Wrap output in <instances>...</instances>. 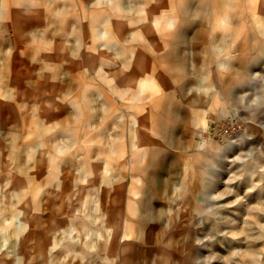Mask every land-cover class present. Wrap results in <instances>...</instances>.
Wrapping results in <instances>:
<instances>
[{
	"label": "rangeland",
	"instance_id": "1",
	"mask_svg": "<svg viewBox=\"0 0 264 264\" xmlns=\"http://www.w3.org/2000/svg\"><path fill=\"white\" fill-rule=\"evenodd\" d=\"M244 2L0 0V264H123L150 171L218 196L181 252L145 238L153 260L264 264V51L243 36L264 0ZM166 194L144 222L186 224L195 203Z\"/></svg>",
	"mask_w": 264,
	"mask_h": 264
},
{
	"label": "bare ground",
	"instance_id": "2",
	"mask_svg": "<svg viewBox=\"0 0 264 264\" xmlns=\"http://www.w3.org/2000/svg\"><path fill=\"white\" fill-rule=\"evenodd\" d=\"M176 1V0H175ZM250 2H255V0H245L244 4L246 5V7L248 6V3ZM178 4V3H177ZM177 7V6H175ZM245 7V8H246ZM253 8L255 9L253 11V14L250 16V18L248 19L249 22H251L252 24V30L250 31H247L243 36H244V39H245V43L248 45V44H251L252 46H255L256 49L260 50L261 51H264V11H261L259 5H255L253 6ZM187 9V8H186ZM240 11V10H239ZM179 14V13H177ZM242 14V13H241ZM239 24V23H238ZM198 27V26H196ZM248 27V26H247ZM177 30V29H176ZM199 31V30H198ZM182 32L181 31H177V33L175 34L176 37V40L177 41H180L178 40L177 38L180 36ZM198 33V32H197ZM174 34V33H173ZM192 34V33H191ZM171 35V34H170ZM193 37V36H192ZM167 38V37H166ZM222 40V39H220ZM219 41V40H218ZM176 44V43H175ZM174 44V45H175ZM203 44V43H202ZM236 51V50H235ZM241 51V50H240ZM264 53V52H263ZM179 53L176 52V62H175V68L177 69H182V65H180L181 63V58H179ZM183 62V60H182ZM241 62V61H240ZM241 66V65H240ZM180 67V68H179ZM236 67V66H235ZM241 67H244V64L243 66ZM262 70V69H261ZM260 72V71H259ZM259 76V74H258ZM229 80V77L228 79ZM256 80V79H255ZM263 81V79H262ZM262 83V82H261ZM252 84V83H251ZM239 85V84H238ZM253 85V84H252ZM207 86L209 87V85L207 84ZM258 86V85H257ZM240 89L243 88L241 86H239ZM248 87V86H245V88ZM254 87V86H253ZM260 87V86H259ZM258 87V88H259ZM264 87V86H263ZM262 87V88H263ZM236 88V87H235ZM245 88L243 90H245ZM239 89V88H238ZM254 89V88H253ZM257 89V88H256ZM261 94V93H260ZM257 99V98H256ZM264 100V99H263ZM155 101V100H154ZM256 102V101H255ZM260 102V101H259ZM230 103V102H229ZM247 103V102H246ZM258 103V102H257ZM157 104V103H156ZM224 104V103H223ZM226 104V103H225ZM251 104V103H250ZM229 106V105H228ZM177 107V106H176ZM230 107V106H229ZM228 107V108H229ZM156 108V107H155ZM235 108V107H234ZM239 108V107H238ZM161 110V109H160ZM159 110V111H160ZM231 111V110H230ZM236 111V110H235ZM257 111V110H256ZM221 113V112H220ZM234 113V112H233ZM232 113V114H233ZM238 113V111H237ZM244 114H247L244 112ZM254 114V113H253ZM226 116V115H225ZM247 117V116H246ZM251 117V116H250ZM252 119H250V123L248 125V128L252 131L254 129H256V125L251 121ZM247 129V128H246ZM249 131V130H247ZM238 132V131H237ZM244 133V132H243ZM168 134V133H166ZM159 135V134H158ZM157 135V136H158ZM160 137V136H159ZM166 137V136H165ZM253 137V136H252ZM168 138V137H167ZM214 138V136H213ZM256 138V137H255ZM225 139V138H224ZM254 140V139H253ZM238 141V140H237ZM257 141V140H255ZM261 141V140H260ZM224 142V141H223ZM246 142V141H245ZM250 143V142H249ZM252 143V141H251ZM250 143V144H251ZM255 143V142H254ZM258 143V142H257ZM237 144V143H236ZM243 145V144H242ZM214 147V150L217 149L218 147L221 148L222 150H228L229 148V144H224V143H213L212 145ZM234 146V145H233ZM239 147V146H238ZM231 148V147H230ZM244 149V147H242ZM241 148V149H242ZM249 148V147H248ZM214 150L213 153H214ZM216 153V151H215ZM220 153V152H219ZM209 156V155H208ZM255 156V155H254ZM253 156V157H254ZM217 157V156H216ZM234 159V158H233ZM236 161V159L234 160ZM211 164V163H210ZM206 167H208V164H205ZM221 171V170H220ZM139 173V172H138ZM220 176V174H219ZM146 177H149L150 178V185L149 186H146V184L144 186H137L136 190L138 193H141V196L140 198H136V203H135V206H133V208L130 210L132 211V213L135 215V220L136 222L135 223H128L127 227L128 229L131 230L132 233V236H133V239L132 241L134 242L133 244H130L129 242H125V244L123 245V248L121 250V254L124 252V259L122 260L123 261V264H166L169 260H173L172 261V264H192V261H193V257L191 255H187V254H184L182 256H174V257H171L170 254H169V249L167 247H163L164 249H162L161 253H165L164 254V257L162 260H153L151 258V250L153 249L152 246H144L142 245L143 243V240L145 238H148V242H150V237L154 236L153 233H156V237L155 238H159L161 241L163 240H166L169 238V235H170V240H173L175 238V240L172 241V245H174V249L176 250H179V252H181V247H182V241L180 239V235L181 234H185L186 237H191L193 234L192 231V226L191 224L194 222L193 218L194 216H196L197 214H201V215H207L208 214V211H213L215 210V207L217 206L216 203H217V199H218V196L214 193L213 191V186H209L210 183H212L211 180L209 179H205L204 180V186L202 188L199 189V193L197 194V202H195L194 200V197L193 195H191L189 193V190H190V187L189 186H164L166 192L170 189L173 190L174 194H175V197H179L180 195L185 199V205L188 207H191L192 205H194L195 203V206L197 207L198 210L195 211V213H193L191 210H190V219L188 220V222H185L186 224H179L178 222H176L175 224H171L168 226V225H165L163 226L164 224L160 225V226H154L153 224L151 225H148L146 222H144L145 219L147 218H151V220H153V218L155 217L156 215V212H155V207L153 205V194H155V192H158L160 193V196H165L167 195L165 191H163V188L160 189V186H155L156 185V176H154V173L152 171H150L148 173V175ZM218 177V176H217ZM214 181H217L216 178L213 179ZM215 184V183H214ZM191 187H194V186H191ZM160 189V190H159ZM152 190H154L155 192H152ZM173 195V194H172ZM162 198V197H161ZM262 202V201H261ZM257 205V204H256ZM262 205V204H261ZM255 206L254 204H252V207L254 209ZM164 207V206H163ZM159 208V207H158ZM162 209V208H161ZM217 209V208H216ZM159 210V209H158ZM163 210V209H162ZM260 210V208H259ZM255 211V210H253ZM173 212V211H172ZM171 212V213H172ZM214 212V211H213ZM251 212V211H250ZM259 212V211H258ZM159 215L161 214V212H158ZM163 213V212H162ZM168 213V212H167ZM183 213V212H182ZM185 213V211H184ZM183 213V214H184ZM252 213V212H251ZM180 214V213H179ZM181 214V215H183ZM257 214V213H256ZM169 216V215H168ZM189 216V215H188ZM253 216H254V213H253ZM259 216V215H258ZM176 217V216H175ZM181 217V216H180ZM220 217V216H218ZM127 219H129V217H126ZM156 218V217H155ZM182 218V217H181ZM186 218V217H185ZM234 218V217H233ZM232 218V219H233ZM249 218H250V215H249ZM257 219V217H255ZM252 217V219H255ZM198 219V218H197ZM196 219V220H197ZM202 219V218H201ZM231 219V220H232ZM236 219V218H235ZM252 219H251V223L252 222ZM255 219V220H256ZM259 219V218H258ZM179 220V219H178ZM231 220H229V222H231ZM248 220V219H247ZM246 220V221H247ZM250 220V219H249ZM217 221V220H216ZM192 222V223H191ZM228 222V221H227ZM174 223V222H173ZM232 223H233V220H232ZM156 224V223H155ZM261 224V222H260ZM197 225V224H196ZM217 225V224H216ZM220 226V225H219ZM252 226V225H251ZM254 226V224H253ZM195 228V226H194ZM198 229V227L196 228ZM219 229V228H218ZM150 230V231H148ZM195 230V229H194ZM215 230V229H214ZM247 230H249V228L247 227ZM251 230V229H250ZM226 231V230H225ZM224 231V232H225ZM230 231L232 233H235V230H233L232 228L230 229ZM217 232V231H216ZM250 232V231H249ZM150 234V235H149ZM198 234V233H197ZM149 235V236H148ZM199 235V234H198ZM194 236V235H193ZM203 237L204 236H198L196 237L198 241H204L203 240ZM154 239V238H153ZM192 240V239H191ZM196 240V241H197ZM195 241V242H196ZM197 241V242H198ZM147 242V243H148ZM153 242V241H151ZM170 243V241H169ZM206 243L205 241L202 243L204 244ZM149 244V243H148ZM206 245V244H205ZM187 245H184L183 244V247H186ZM171 249V248H170ZM123 251V252H122ZM191 251V250H190ZM254 251V250H253ZM252 250H249V249H246L244 250L243 252V255L244 257L249 255V256H252L253 259H256L254 253H253ZM191 253V252H190ZM261 253V252H260ZM247 258V257H246ZM207 259V258H206ZM258 259V258H257ZM256 259V260H257ZM247 263V262H246Z\"/></svg>",
	"mask_w": 264,
	"mask_h": 264
},
{
	"label": "built area",
	"instance_id": "3",
	"mask_svg": "<svg viewBox=\"0 0 264 264\" xmlns=\"http://www.w3.org/2000/svg\"><path fill=\"white\" fill-rule=\"evenodd\" d=\"M235 127V122L230 124L223 123L219 125L218 132L220 133V135L228 136L233 133Z\"/></svg>",
	"mask_w": 264,
	"mask_h": 264
}]
</instances>
